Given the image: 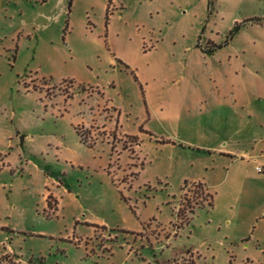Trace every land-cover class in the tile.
Instances as JSON below:
<instances>
[{"label":"rangeland","instance_id":"rangeland-1","mask_svg":"<svg viewBox=\"0 0 264 264\" xmlns=\"http://www.w3.org/2000/svg\"><path fill=\"white\" fill-rule=\"evenodd\" d=\"M259 166L264 0H0V264H264Z\"/></svg>","mask_w":264,"mask_h":264},{"label":"crops","instance_id":"crops-1","mask_svg":"<svg viewBox=\"0 0 264 264\" xmlns=\"http://www.w3.org/2000/svg\"><path fill=\"white\" fill-rule=\"evenodd\" d=\"M203 184H205L204 182H202ZM206 185V184H205ZM207 186V185H206ZM208 187V186H207ZM134 233H142V232H144V231H133ZM191 248H193V247H191ZM179 249V248H178ZM177 250V249H176ZM193 251H195V253L197 252V253H199L200 254V252L196 249V248H193Z\"/></svg>","mask_w":264,"mask_h":264},{"label":"built area","instance_id":"built-area-1","mask_svg":"<svg viewBox=\"0 0 264 264\" xmlns=\"http://www.w3.org/2000/svg\"><path fill=\"white\" fill-rule=\"evenodd\" d=\"M257 171L260 173L264 172V166L257 167Z\"/></svg>","mask_w":264,"mask_h":264},{"label":"trees","instance_id":"trees-1","mask_svg":"<svg viewBox=\"0 0 264 264\" xmlns=\"http://www.w3.org/2000/svg\"><path fill=\"white\" fill-rule=\"evenodd\" d=\"M199 185H200V184H199ZM185 187H187V183H185L184 188H185ZM48 205H49V207H51V204H50L49 200H48ZM210 205H212V204H210ZM191 211L193 212V209H191Z\"/></svg>","mask_w":264,"mask_h":264}]
</instances>
